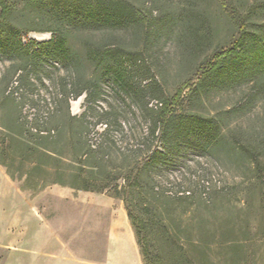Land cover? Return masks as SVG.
<instances>
[{
    "label": "rangeland",
    "instance_id": "obj_1",
    "mask_svg": "<svg viewBox=\"0 0 264 264\" xmlns=\"http://www.w3.org/2000/svg\"><path fill=\"white\" fill-rule=\"evenodd\" d=\"M8 1L7 24L22 42L50 40L57 25L47 9ZM124 1L144 15L141 23L121 29L59 24L74 56L69 63L31 64L20 51L0 50V264H137L126 207L162 219L199 264H264V73L210 79L194 90L213 50L231 47L239 36L218 2ZM233 1L264 8V0ZM261 13L251 19L256 29L264 23ZM197 26L208 30L204 37L193 33ZM100 41L117 48L116 61L137 83H153L144 98L134 101L95 67L86 45ZM79 79L85 87L95 82L94 100L85 92L70 95ZM179 87L174 112L189 130L166 145L159 133L147 138L154 111L144 103L155 110ZM109 115L116 120L102 135ZM14 116L23 124H11ZM35 128L42 137L33 136ZM153 149H166V157L143 166L137 185L119 178L95 192L53 183L60 170L88 168L102 155L105 168L93 167L97 175L112 176L108 170L134 162L140 168ZM115 185L125 186L126 201L115 196Z\"/></svg>",
    "mask_w": 264,
    "mask_h": 264
},
{
    "label": "trees",
    "instance_id": "obj_2",
    "mask_svg": "<svg viewBox=\"0 0 264 264\" xmlns=\"http://www.w3.org/2000/svg\"><path fill=\"white\" fill-rule=\"evenodd\" d=\"M216 1L218 2V10L221 11L224 18L235 24L239 36L231 47H220L213 50L205 68L202 70L197 85L193 88L194 90L197 88L196 86L204 84L210 79L231 78L242 73L251 76L264 73V23L257 29L251 24L253 14L260 17L259 14L261 11V14H263L264 8L261 6L246 7L243 3L234 2L233 0ZM29 4L47 9L53 16V24L57 26L51 29L50 40L36 42L34 39H27L26 43L22 42L16 35V29H11L7 24V18L12 11L11 4L8 0H0V50L3 52L8 50L20 51L31 64L37 60L47 59L64 60L67 63L72 61L74 56L67 45L66 30L64 27L59 26L64 21L94 29H121L125 28L130 22H134V24L141 23L144 18V15L138 12L137 8L124 0H29ZM207 32L208 30H203L202 26L195 27L193 31L194 34L201 35V37H204ZM86 47L87 56L95 63V67H102L107 74L112 76L118 87L124 93L131 95L134 101L144 98L147 91L153 89L152 82L137 83L129 76V69L123 63L116 61L115 56L118 55V52L115 46L107 41H100L91 42ZM83 81L79 79L71 84L70 95L73 99H76L85 92L87 101L94 100L98 91L97 85L95 82L88 81L89 84L85 87ZM181 92L182 87H179L173 96L159 100V105L156 106L155 110L147 107L146 102L144 103L146 111H154V116L149 121L147 138H157L159 133V137L166 145L174 137H177L182 129L189 130V128L183 126L184 120L182 117L174 112V104L177 103ZM6 95L12 96L9 92ZM65 96L66 105L68 106V95ZM112 120H116V117L109 115L100 134L104 135L108 132ZM10 123L14 125L23 124L18 116L10 118ZM34 131L33 136L39 135L42 137L44 134L43 130L40 129L35 128ZM101 147L102 145L95 146L90 150L93 156L97 154L96 152ZM166 153V149L163 151L153 149L146 155L140 168L137 166V162L123 168L121 171L112 168L108 170V173H113L112 176H107L106 171L101 176L93 171V167L98 169L99 173L101 169L105 168L102 155L99 158L96 157L93 166H87L88 168H78L76 171L60 170V177L53 180V183L95 192L113 188V182L119 178L137 185L142 167L160 163L165 159ZM90 155L89 151L85 153L83 161H86ZM81 163L88 165L84 162ZM63 177H69V180ZM124 187L117 189L115 185L114 189L116 191L115 196L126 201L121 192ZM131 191H133L132 188ZM126 211L144 264H168V261L172 264H199L189 253L184 242L173 240L172 232L163 223L162 219L157 223L153 218L134 213L128 207H126Z\"/></svg>",
    "mask_w": 264,
    "mask_h": 264
},
{
    "label": "crops",
    "instance_id": "obj_3",
    "mask_svg": "<svg viewBox=\"0 0 264 264\" xmlns=\"http://www.w3.org/2000/svg\"><path fill=\"white\" fill-rule=\"evenodd\" d=\"M128 244L130 245L131 248L133 247V244H134V240H133V238H131V239L128 241ZM137 264H142V262H141V256H140V253H139L138 245H137Z\"/></svg>",
    "mask_w": 264,
    "mask_h": 264
}]
</instances>
